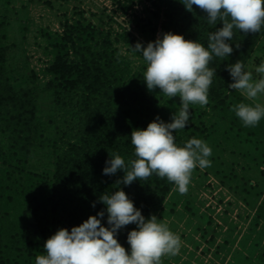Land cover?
<instances>
[{
	"label": "rangeland",
	"instance_id": "1",
	"mask_svg": "<svg viewBox=\"0 0 264 264\" xmlns=\"http://www.w3.org/2000/svg\"><path fill=\"white\" fill-rule=\"evenodd\" d=\"M165 11L166 0H0V20L7 24L8 86L15 95L29 93L35 101L27 141L10 140L8 125L0 121V183L8 187L0 195V263L12 259L17 247L38 243L35 225L49 238L68 226L66 213L54 206L51 195L40 198L38 207V176L54 179L62 158L74 156L70 146L86 132L89 109L99 110L100 102L108 98L103 93L82 97L81 88L58 97L49 88L55 77L51 68L58 61L53 37L65 38L77 22L103 30L92 42V53L127 69V78L134 77L139 90L145 89L163 105L152 120L159 116L168 123L179 110L180 99H169L159 88L147 89L146 62L142 53L131 49L137 42L146 47L167 32ZM250 50L244 70L259 79L255 67L264 62V33ZM65 59L76 62L73 52ZM228 73L214 75L207 105L189 106L188 124L206 113L202 140L212 149L211 166L195 168L186 194L174 190V185L155 213L158 222L167 224L182 241L179 254L162 257L161 264H264V219L257 216L264 199V118L255 127L243 125L231 109L254 102L229 89L233 81ZM255 102L264 105V94ZM19 105L2 102L0 112L7 118L16 116L23 111ZM28 183L29 191L19 188ZM6 195L13 197L10 205Z\"/></svg>",
	"mask_w": 264,
	"mask_h": 264
},
{
	"label": "trees",
	"instance_id": "2",
	"mask_svg": "<svg viewBox=\"0 0 264 264\" xmlns=\"http://www.w3.org/2000/svg\"><path fill=\"white\" fill-rule=\"evenodd\" d=\"M182 2L183 0H166L164 28L167 32L180 34L186 40L197 41L207 48L209 33L221 28L222 23L210 25L206 13L195 5L189 12ZM6 25L0 20V106L2 102L12 103L14 108L20 104L19 108L23 111L9 118L0 112V121H5L8 125L12 137L10 140L17 142L22 138L23 141H27V133L35 118V101L29 93L15 95L8 86ZM233 32V39L227 41L233 47L232 54L224 58L213 56L209 62L208 67L215 69L216 73L229 72L225 69L237 61L245 65L252 50L250 48L256 45L264 33V25L259 33L244 34L237 29ZM96 34L103 35L104 31L93 23L77 22L70 27L69 32H66L65 38L53 37L58 61L51 68L55 77L49 82V88L55 89L58 97L77 91V88H81L82 97L88 94L85 98L98 93L108 96L106 100L100 102L99 110L89 109L85 121L86 132L70 146L74 156L67 155L62 158L54 173V179L47 180L43 176H38V207L40 208V198L51 195L54 206L67 215L65 225L68 226H65V229H69V232L72 227L81 225L89 216H95L100 211L105 212L101 223L108 227L106 206L99 199L105 193L111 195L117 190H123L145 219H148L155 215L174 187L167 178H160L155 173L147 180H136L129 186L123 183L116 185L124 176L123 170H118L116 174L110 176L103 174L110 156L119 154L125 160L126 166L129 161L136 159L134 146L131 144V133L136 129L146 130L148 124L153 121L152 117L162 110L163 105L145 89L139 90L140 85L135 82L134 77L127 78L128 70L121 68L119 63L92 53V42ZM70 52H73L76 62L65 59ZM228 75L230 76V73ZM215 83L216 79L213 76L210 88H213ZM211 95H215L214 91ZM205 115V111L201 112L196 122L189 123L186 128L175 132L177 146H184L192 138L204 139L207 133ZM11 167L8 165V169ZM4 178L6 179V176H3ZM3 179L1 178V182L4 183ZM7 188L0 183L1 196L7 193ZM19 188L23 191L32 189L31 183ZM5 197L7 205H10L13 197L11 195ZM257 212V216L264 219V199ZM28 213L29 211L26 214ZM35 227L38 229V234L34 233L38 235V243L35 241L32 244L28 243L27 246L17 247L13 258L6 262L1 261L2 264H35L36 256L46 254L44 244L49 237H46V231L42 230L39 224ZM136 228L137 225L129 224L117 232L118 242L128 251H130L128 233Z\"/></svg>",
	"mask_w": 264,
	"mask_h": 264
},
{
	"label": "clouds",
	"instance_id": "3",
	"mask_svg": "<svg viewBox=\"0 0 264 264\" xmlns=\"http://www.w3.org/2000/svg\"><path fill=\"white\" fill-rule=\"evenodd\" d=\"M182 3L189 12L195 5L206 13L210 25L220 22L223 26L209 33L207 48L172 32L163 33L146 47L137 42L131 48L142 53L146 62L143 80L147 89L159 88L169 99L179 97L180 108L172 115L171 122L157 116L146 130L132 131L136 159L127 166L119 154L110 156L103 174L110 176L123 170L124 176L116 182L117 186L147 180L155 173L173 183L174 190L180 194L187 193L195 168L211 166L208 157L212 149L197 138L177 146L174 133L187 127L190 105L208 104L209 88L216 74L215 69L208 67L209 62L213 56L224 58L232 54L233 47L227 41L233 39V30L259 33L264 25V0H183ZM227 70L233 81L229 89L238 90L247 101L254 102L238 103L231 110L245 127H255L264 118V105L255 102L264 94V62L255 67L259 79H254L252 71H245L241 61L228 65ZM99 199L106 206L108 227L101 223L105 212L100 211L72 227L70 232L59 229L46 240V254L36 256L35 264H161L162 257L179 254L182 246L179 235L167 224L158 222L155 215L145 219L123 190L111 195L105 193ZM129 224L137 225L127 236L130 251L116 238L118 230Z\"/></svg>",
	"mask_w": 264,
	"mask_h": 264
}]
</instances>
